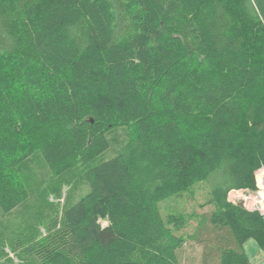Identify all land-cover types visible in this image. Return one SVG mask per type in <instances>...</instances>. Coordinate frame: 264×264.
I'll return each mask as SVG.
<instances>
[{
  "label": "trees",
  "instance_id": "1",
  "mask_svg": "<svg viewBox=\"0 0 264 264\" xmlns=\"http://www.w3.org/2000/svg\"><path fill=\"white\" fill-rule=\"evenodd\" d=\"M120 126L124 150L85 170L89 191L42 235L18 233V253L182 264L194 240L204 264H252L264 216L229 196L264 169V0H0L1 209L28 198L32 155L59 176Z\"/></svg>",
  "mask_w": 264,
  "mask_h": 264
},
{
  "label": "rangeland",
  "instance_id": "2",
  "mask_svg": "<svg viewBox=\"0 0 264 264\" xmlns=\"http://www.w3.org/2000/svg\"><path fill=\"white\" fill-rule=\"evenodd\" d=\"M110 146L88 163H79L65 173L55 176L52 174L43 156L37 152L19 167V172L28 187V198L9 212L0 207V264H41L35 254L22 256L15 247L14 239L18 233L42 235L47 228L49 219L89 191V184L85 178V170L95 164L109 159L122 152L129 141L128 127H115L107 134ZM260 176V182L259 178ZM257 188L237 191L232 198L246 199L250 207H257L256 196L258 188L264 186V169L256 174ZM259 182V183H258ZM261 186V187H258ZM261 191V190H260ZM201 201V198L199 199ZM237 200V199H236ZM177 209L187 212L195 211L197 215L210 213L211 207H201L198 202L186 200L173 202ZM255 210L260 211L259 208ZM253 209V210H254ZM196 221L192 223L191 231L195 229ZM106 224L105 221H103ZM182 264H204L203 247L194 240H188L181 250ZM253 264H264V251L260 253Z\"/></svg>",
  "mask_w": 264,
  "mask_h": 264
},
{
  "label": "built area",
  "instance_id": "3",
  "mask_svg": "<svg viewBox=\"0 0 264 264\" xmlns=\"http://www.w3.org/2000/svg\"><path fill=\"white\" fill-rule=\"evenodd\" d=\"M258 187H261V186L258 185ZM247 189H248V188H244V189H234V190H232V191L230 192V196H229L230 200H232L233 202L237 203V202H238V198H236L237 200H236L235 198H232L231 194H233L234 192H237V191H246ZM258 190H259V193H258L257 196H256V200L253 201L254 203H257V207L253 206V208H250V207L245 203L246 199H242V200H239V201H243L244 206H245L246 208H248V209L253 210L254 207H255V208H259V209H260V213L264 216V186H263L262 188H258ZM260 190H261V191H260ZM254 210H255V209H254Z\"/></svg>",
  "mask_w": 264,
  "mask_h": 264
},
{
  "label": "crops",
  "instance_id": "4",
  "mask_svg": "<svg viewBox=\"0 0 264 264\" xmlns=\"http://www.w3.org/2000/svg\"><path fill=\"white\" fill-rule=\"evenodd\" d=\"M244 247L252 264L255 262L256 258L259 257L260 253L263 252L257 241L253 238L248 239L244 243Z\"/></svg>",
  "mask_w": 264,
  "mask_h": 264
},
{
  "label": "water",
  "instance_id": "5",
  "mask_svg": "<svg viewBox=\"0 0 264 264\" xmlns=\"http://www.w3.org/2000/svg\"><path fill=\"white\" fill-rule=\"evenodd\" d=\"M238 204L242 207H245L243 201H240Z\"/></svg>",
  "mask_w": 264,
  "mask_h": 264
},
{
  "label": "bare ground",
  "instance_id": "6",
  "mask_svg": "<svg viewBox=\"0 0 264 264\" xmlns=\"http://www.w3.org/2000/svg\"><path fill=\"white\" fill-rule=\"evenodd\" d=\"M258 178H259V182H260V176H258ZM259 182H258V183H259Z\"/></svg>",
  "mask_w": 264,
  "mask_h": 264
}]
</instances>
